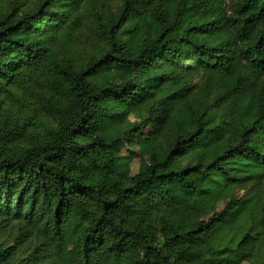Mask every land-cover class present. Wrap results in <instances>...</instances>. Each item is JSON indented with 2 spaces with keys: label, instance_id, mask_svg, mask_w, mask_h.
Masks as SVG:
<instances>
[{
  "label": "trees",
  "instance_id": "1",
  "mask_svg": "<svg viewBox=\"0 0 264 264\" xmlns=\"http://www.w3.org/2000/svg\"><path fill=\"white\" fill-rule=\"evenodd\" d=\"M113 1L0 0V264H264V0Z\"/></svg>",
  "mask_w": 264,
  "mask_h": 264
},
{
  "label": "rangeland",
  "instance_id": "2",
  "mask_svg": "<svg viewBox=\"0 0 264 264\" xmlns=\"http://www.w3.org/2000/svg\"><path fill=\"white\" fill-rule=\"evenodd\" d=\"M113 7L117 11L120 6V0H114ZM91 34L88 30H78L73 36L65 37L63 41L61 54L77 63H83L88 60L95 52L96 49L92 43ZM143 111L136 110L133 112L129 120L130 122H137ZM145 140L130 138L125 140V148L122 151L123 156L132 160V174L144 172L149 165V154L151 147L156 139V136L150 127L143 130ZM243 194L237 186L229 182L227 189L218 197H206L196 202L194 207L199 212L202 219L207 220L213 214L220 212L230 199L235 196ZM251 264V263H244Z\"/></svg>",
  "mask_w": 264,
  "mask_h": 264
}]
</instances>
